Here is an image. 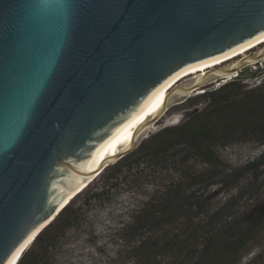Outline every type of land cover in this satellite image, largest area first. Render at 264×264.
<instances>
[{
	"label": "water",
	"instance_id": "1",
	"mask_svg": "<svg viewBox=\"0 0 264 264\" xmlns=\"http://www.w3.org/2000/svg\"><path fill=\"white\" fill-rule=\"evenodd\" d=\"M262 38L264 0H0V264L172 105L264 60V44L175 84L121 146L171 80Z\"/></svg>",
	"mask_w": 264,
	"mask_h": 264
},
{
	"label": "rangeland",
	"instance_id": "2",
	"mask_svg": "<svg viewBox=\"0 0 264 264\" xmlns=\"http://www.w3.org/2000/svg\"><path fill=\"white\" fill-rule=\"evenodd\" d=\"M251 67L264 70V60ZM229 80H216L191 97ZM244 84L247 90L264 88V74ZM190 98L172 105L141 148L107 167L71 201L69 211L52 222L48 254L41 264H196L188 252L206 230L226 237L230 224L238 234L264 216V164L258 170L251 165L264 160V143L256 135L217 143L218 161L213 164L194 151L183 160L158 161L149 154L153 134L174 117L208 103L201 98L194 105ZM163 206L176 207L167 214ZM68 217L73 224L64 227ZM104 239L108 248L102 245ZM216 264H264V222L236 255Z\"/></svg>",
	"mask_w": 264,
	"mask_h": 264
},
{
	"label": "trees",
	"instance_id": "3",
	"mask_svg": "<svg viewBox=\"0 0 264 264\" xmlns=\"http://www.w3.org/2000/svg\"><path fill=\"white\" fill-rule=\"evenodd\" d=\"M263 74V69L254 70L248 66L237 77L223 83L218 88L205 90L199 97H191L190 101L194 105L198 104L201 98L208 103L204 108L199 107L196 112L179 123L167 125L153 134L149 154L158 161L168 160L171 157H179L183 160L191 151H194L205 162L213 164L218 161L214 149L217 143L228 145L232 140H246L250 135H256L264 143V88L247 90V85L244 84V80L259 78ZM144 142L145 140L138 148H141ZM132 153L124 156L119 162L128 158ZM263 161L258 160L251 165L256 164L255 168L258 170L259 165L264 164ZM174 207L176 206H163L162 210L170 214ZM68 211L69 205L61 211L57 218ZM263 222L264 216L256 218L252 226L238 234H235L234 225L230 224L225 230V233L229 234L226 237L219 236L218 233L213 234L212 230H206L202 240L190 248L188 256L195 260L196 264H216L217 261L230 259L250 241ZM72 224V219L68 217L64 222V227H70ZM52 225L51 223L38 235L33 245L22 254L17 264H41L46 261L45 256L50 246L49 230ZM108 242V239H104L102 245L108 248ZM89 253L91 254V251Z\"/></svg>",
	"mask_w": 264,
	"mask_h": 264
},
{
	"label": "bare ground",
	"instance_id": "4",
	"mask_svg": "<svg viewBox=\"0 0 264 264\" xmlns=\"http://www.w3.org/2000/svg\"><path fill=\"white\" fill-rule=\"evenodd\" d=\"M264 44V38L260 39L259 41L251 44L250 46L232 54V55H229L227 57H224L220 60H217V61H213V62H210V63H206V64H203V65H199V66H196L186 72H183L179 75H177L173 80H171L150 102V105L147 109V111L145 112V114L142 116V118L140 119V121L137 123V125L134 127V129L131 131V133L128 135V137L125 139V141L122 143L121 146H126L132 139V136L134 134V131H135V128L138 126V124H140L147 115L149 114H152L156 109H158L161 105L164 104L165 102V98H166V95L168 93V91L173 88V86L175 84H177L178 82H180L181 80L185 79L186 77L188 76H191V75H194V74H198V73H205L208 69L210 68H215L216 66H219V65H222L226 62H229V61H235L237 58H240L242 56H245L249 51L255 49V48H258L260 46H262ZM175 118V117H174ZM120 146V147H121ZM120 147L117 149L120 150ZM117 151H115L114 153L112 154H115ZM102 172V171H101ZM100 172V173H101ZM98 173L93 179L92 181L100 174ZM91 181V182H92ZM76 196V195H75ZM68 204V203H67ZM20 253H18L11 261L9 264H17V262L19 261L20 259Z\"/></svg>",
	"mask_w": 264,
	"mask_h": 264
},
{
	"label": "built area",
	"instance_id": "5",
	"mask_svg": "<svg viewBox=\"0 0 264 264\" xmlns=\"http://www.w3.org/2000/svg\"><path fill=\"white\" fill-rule=\"evenodd\" d=\"M263 61V60H262ZM261 62V61H260ZM259 63V62H258ZM239 74L237 73V74H235L234 76H230V77H228V78H225V79H232V78H234V77H237ZM224 79V80H225ZM258 79V78H257Z\"/></svg>",
	"mask_w": 264,
	"mask_h": 264
}]
</instances>
